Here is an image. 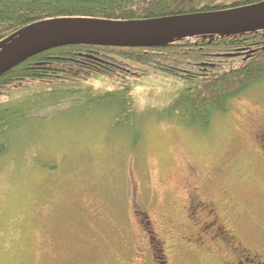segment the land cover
Wrapping results in <instances>:
<instances>
[{
    "label": "rangeland",
    "instance_id": "rangeland-1",
    "mask_svg": "<svg viewBox=\"0 0 264 264\" xmlns=\"http://www.w3.org/2000/svg\"><path fill=\"white\" fill-rule=\"evenodd\" d=\"M80 86L99 93L130 87L141 140L132 145L127 122L115 126L94 102L35 111L0 157V264H162L155 239L149 252L138 250L151 231L145 213L156 232L179 230L188 187L200 199L228 193L235 201L229 224L246 248L264 254V80L205 132L166 113L172 96L191 86L182 78L149 68L91 73ZM50 88L18 84L0 102ZM190 247L173 264H216V253L209 259Z\"/></svg>",
    "mask_w": 264,
    "mask_h": 264
},
{
    "label": "trees",
    "instance_id": "trees-1",
    "mask_svg": "<svg viewBox=\"0 0 264 264\" xmlns=\"http://www.w3.org/2000/svg\"><path fill=\"white\" fill-rule=\"evenodd\" d=\"M264 0H0V41L20 28L47 19H151L218 11ZM238 64V66L235 65ZM156 73L176 76L191 86L166 104L167 114L205 132L229 103L264 80V30L235 36L200 35L160 47L65 45L37 53L0 76V93L18 84L49 85L42 94L0 102V157L9 149V135L35 111L63 102L100 104L117 124L123 119L132 145L141 140L142 125L130 87L94 92L80 86L89 74ZM39 93V92H38Z\"/></svg>",
    "mask_w": 264,
    "mask_h": 264
},
{
    "label": "water",
    "instance_id": "water-1",
    "mask_svg": "<svg viewBox=\"0 0 264 264\" xmlns=\"http://www.w3.org/2000/svg\"><path fill=\"white\" fill-rule=\"evenodd\" d=\"M264 30V1L218 11L151 19H47L0 41V76L41 51L65 45L160 47L200 35L235 36Z\"/></svg>",
    "mask_w": 264,
    "mask_h": 264
},
{
    "label": "flooded vegetation",
    "instance_id": "flooded-vegetation-1",
    "mask_svg": "<svg viewBox=\"0 0 264 264\" xmlns=\"http://www.w3.org/2000/svg\"><path fill=\"white\" fill-rule=\"evenodd\" d=\"M260 131L264 138V127H261ZM261 141L264 142V139ZM188 189L184 199L186 215L179 225V230L174 233L164 231L162 228V231L156 232L152 220L147 213L144 214L151 231L145 230L144 233L148 235L145 244H141L138 248L139 251L149 252V247L155 239L163 257L162 264H173L172 259L181 247L189 245L192 253L201 251L202 254L209 256L206 257L209 259L215 257L216 253V264H264V254L246 248L229 224L228 208H231L235 201L228 193L213 199H200L196 196L195 190L191 187ZM169 222L171 221H165V223ZM151 261H153L152 254L149 262Z\"/></svg>",
    "mask_w": 264,
    "mask_h": 264
}]
</instances>
